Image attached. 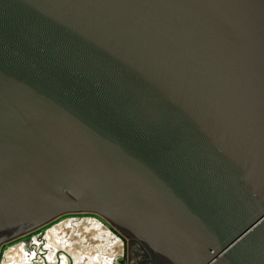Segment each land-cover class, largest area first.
I'll use <instances>...</instances> for the list:
<instances>
[{
	"label": "water",
	"instance_id": "1",
	"mask_svg": "<svg viewBox=\"0 0 264 264\" xmlns=\"http://www.w3.org/2000/svg\"><path fill=\"white\" fill-rule=\"evenodd\" d=\"M76 214L116 264H264V0H0V264Z\"/></svg>",
	"mask_w": 264,
	"mask_h": 264
},
{
	"label": "bare ground",
	"instance_id": "2",
	"mask_svg": "<svg viewBox=\"0 0 264 264\" xmlns=\"http://www.w3.org/2000/svg\"><path fill=\"white\" fill-rule=\"evenodd\" d=\"M48 254L35 264L57 261L56 251L64 249L71 256V264H116L123 242L113 234L100 219L86 214H76L62 218L47 228L44 234ZM37 242L33 237L29 244ZM36 252L27 248V243L20 242L8 248L3 264H31ZM61 264H70L62 256Z\"/></svg>",
	"mask_w": 264,
	"mask_h": 264
},
{
	"label": "flooded vegetation",
	"instance_id": "3",
	"mask_svg": "<svg viewBox=\"0 0 264 264\" xmlns=\"http://www.w3.org/2000/svg\"><path fill=\"white\" fill-rule=\"evenodd\" d=\"M127 264H152L147 252L134 240L127 241Z\"/></svg>",
	"mask_w": 264,
	"mask_h": 264
}]
</instances>
